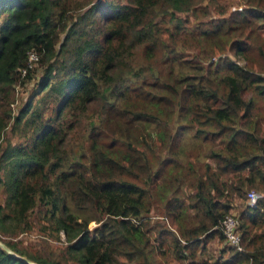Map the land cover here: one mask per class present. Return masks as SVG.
I'll return each instance as SVG.
<instances>
[{"label": "trees", "instance_id": "obj_1", "mask_svg": "<svg viewBox=\"0 0 264 264\" xmlns=\"http://www.w3.org/2000/svg\"><path fill=\"white\" fill-rule=\"evenodd\" d=\"M86 1L0 0V236L65 241L0 264H264V3ZM234 199L242 249L204 255Z\"/></svg>", "mask_w": 264, "mask_h": 264}, {"label": "rangeland", "instance_id": "obj_2", "mask_svg": "<svg viewBox=\"0 0 264 264\" xmlns=\"http://www.w3.org/2000/svg\"><path fill=\"white\" fill-rule=\"evenodd\" d=\"M80 1H86V0H80ZM116 1H125V0H116ZM216 4H218L221 7H224L225 14L230 10L239 9L247 4V2H256V4L262 5L264 3V0H215ZM87 2V1H86ZM206 0L203 2L205 3ZM211 4V3H210ZM86 5V4H85ZM84 5V6H85ZM215 5V4H214ZM213 6V3H212ZM86 7V6H85ZM217 10V9H215ZM215 14V12H214ZM32 67H35L36 69L31 73V77L24 82V84H15V90H14V100L11 103V110L12 114H16L18 112V109L23 105L25 98L31 89V85L40 76V70L39 66L35 65L34 61H31ZM52 99H49L47 103L44 104V115L45 116H51L54 114V107L52 108V105L50 104V101ZM35 102V101H34ZM30 124L29 126H31ZM19 127V128H18ZM13 127L12 130H10V124L6 127L4 138L9 139L11 142H16L18 140H22L21 135V129L23 128L22 125ZM79 128V127H77ZM247 187H243L244 192L251 189ZM254 189V188H252ZM255 190V189H254ZM2 198V195L0 194V199ZM233 207L228 211V213L234 214L238 217V212L240 209V205L238 200L234 199L233 201ZM150 217H160L158 214H150ZM162 218V217H160ZM95 223L93 221H90L88 223V228H91L94 226ZM258 232V231H257ZM151 234V233H150ZM59 237V238H58ZM152 238V235L150 236ZM2 240H8L15 243L17 248H20L24 250L25 252L29 254H35L39 253L41 256L44 257H54L59 252V249L64 246L65 241L63 240L62 235H48L45 232H40L38 230V226L35 225L30 230L20 232L16 234L15 236H0V248L8 251L9 253L20 256L21 258H24L23 256L15 253L10 248H8L5 243ZM224 239L221 241L216 240V238H212L205 244L204 249V255L208 253L215 254L216 252L220 251V249L224 250L223 257H226L228 255L229 249L226 246ZM25 259V258H24ZM130 260V259H128ZM161 260V258H159ZM31 264H38L32 261H29ZM132 264H138L135 261L131 262ZM163 264H187V261L182 262H165Z\"/></svg>", "mask_w": 264, "mask_h": 264}, {"label": "built area", "instance_id": "obj_3", "mask_svg": "<svg viewBox=\"0 0 264 264\" xmlns=\"http://www.w3.org/2000/svg\"><path fill=\"white\" fill-rule=\"evenodd\" d=\"M35 54L32 51H29L27 53V60L29 62L28 66L31 65V61L35 59ZM23 73L24 70H21ZM246 196V203L249 206H253L255 203V200L258 196H260V193H258L254 189H249L245 193ZM218 228L221 230L224 241L227 245L235 248L236 250L240 251L242 249L241 244V233L239 230V220L238 217L234 214L227 213L225 214L221 220L218 223Z\"/></svg>", "mask_w": 264, "mask_h": 264}, {"label": "water", "instance_id": "obj_4", "mask_svg": "<svg viewBox=\"0 0 264 264\" xmlns=\"http://www.w3.org/2000/svg\"><path fill=\"white\" fill-rule=\"evenodd\" d=\"M17 257L21 258L20 256H17ZM21 259H24V258H21Z\"/></svg>", "mask_w": 264, "mask_h": 264}]
</instances>
